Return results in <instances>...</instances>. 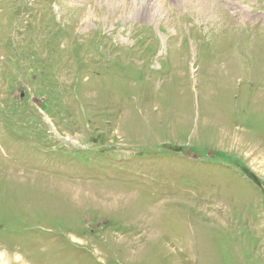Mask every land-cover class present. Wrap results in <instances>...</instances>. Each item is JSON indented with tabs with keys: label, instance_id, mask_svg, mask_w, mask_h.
<instances>
[{
	"label": "rangeland",
	"instance_id": "obj_1",
	"mask_svg": "<svg viewBox=\"0 0 264 264\" xmlns=\"http://www.w3.org/2000/svg\"><path fill=\"white\" fill-rule=\"evenodd\" d=\"M22 1L0 0V264H264V17Z\"/></svg>",
	"mask_w": 264,
	"mask_h": 264
},
{
	"label": "bare ground",
	"instance_id": "obj_2",
	"mask_svg": "<svg viewBox=\"0 0 264 264\" xmlns=\"http://www.w3.org/2000/svg\"><path fill=\"white\" fill-rule=\"evenodd\" d=\"M169 1V0H168ZM187 0H184V2ZM191 2V0H189ZM193 1V0H192ZM195 1H199V0H195ZM209 1V0H207ZM206 0H201V2L203 3L204 7H205V11H206V7H214L215 4L213 3L214 1L210 0V4L207 2ZM225 1V0H224ZM199 3V2H198ZM225 3V2H224ZM227 3V2H226ZM225 3V4H226ZM229 3V2H228ZM168 2H166V0H134V7H133V14L135 17L137 18H147L149 20H152L154 17V14L156 12H158L159 10H161L164 7H167ZM175 4V3H174ZM183 4V3H182ZM195 4V3H194ZM236 4V3H235ZM170 5V4H169ZM177 5V4H176ZM227 5V4H226ZM191 6V5H190ZM196 6V5H195ZM201 6V5H199ZM228 8L230 9V11L232 13H234L236 16H238V18L241 19H245V18H252L257 16V14L255 13H247V12H242L244 17L240 16V10L237 8H233L232 6L227 5ZM162 7V8H161ZM237 7V6H235ZM241 8V7H240ZM213 9V8H212ZM195 11V10H194ZM198 11V9H197ZM196 11V12H197ZM202 12V11H201ZM206 13V12H205ZM175 36V35H174ZM1 257L2 255H0V261H1ZM3 259V258H2Z\"/></svg>",
	"mask_w": 264,
	"mask_h": 264
}]
</instances>
